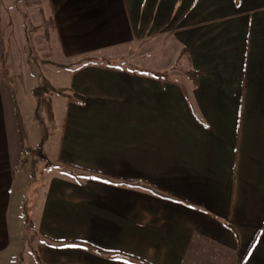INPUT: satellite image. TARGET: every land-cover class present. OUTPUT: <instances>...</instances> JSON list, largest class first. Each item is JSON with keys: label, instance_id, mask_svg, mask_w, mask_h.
<instances>
[{"label": "crops", "instance_id": "0c3cea01", "mask_svg": "<svg viewBox=\"0 0 264 264\" xmlns=\"http://www.w3.org/2000/svg\"><path fill=\"white\" fill-rule=\"evenodd\" d=\"M36 6L45 39L72 65L69 98L46 146L34 88L26 125L0 68V257L13 225L31 223L41 264H264V0ZM163 45L183 68L97 61L140 47L161 57ZM3 46L0 23V65ZM40 144L44 161L66 168L49 162L45 185H16ZM68 171L79 179H61Z\"/></svg>", "mask_w": 264, "mask_h": 264}, {"label": "rangeland", "instance_id": "374dc122", "mask_svg": "<svg viewBox=\"0 0 264 264\" xmlns=\"http://www.w3.org/2000/svg\"><path fill=\"white\" fill-rule=\"evenodd\" d=\"M5 1H7V3H4ZM39 1L41 3V0H4V2H1L4 3L2 6H4L7 12L3 14L4 20H2L3 17L0 16L4 43V60L0 68L1 70L7 69L9 73L8 82L12 91L17 94V99L22 110L21 114L25 116L26 125L30 123V116L28 117L27 111L30 110L31 107L34 108L36 104L35 98L31 93V88L38 89L44 87V90H38L43 121L40 127L41 137L39 142L47 140L46 146H51L54 139L58 138L56 135H58L60 130L58 126H54L52 120L57 118V124L62 120L63 99L66 100L69 97L65 96V98L61 99L60 96H62V93L68 94V76L69 73H71L70 68L72 65L66 63L67 61L64 60V58L62 59L53 41L52 44H50L45 39L46 34H44L43 31L45 26L42 16L38 12V7L36 6ZM52 46L54 48H51ZM162 47L163 56L161 57L158 55L157 57L155 55L154 57H148L146 51L148 52L153 48L150 47L147 49L146 47H140L135 53H132L129 49L120 51L119 56L122 61L116 63H110L108 61L109 58H105L106 60L103 62L97 61L101 65H106L108 63V66L124 67L129 70L132 68H139V65L144 67L143 70H146L148 66L153 70L167 69L173 64L172 57L169 55L171 49L169 50L165 45ZM137 57L140 58L138 59ZM78 65L79 63L75 64L73 67H77ZM172 68L177 71L183 68V65H179L178 62H175ZM164 76L168 78L171 77V75L168 74ZM51 100H53L55 106ZM61 102L63 105L59 111L57 108L59 107L58 104H61ZM29 132L30 130L27 129L28 134ZM53 135L55 136L51 137ZM28 140L29 143H32L29 137ZM49 162H51L53 166L51 163L49 164ZM54 162L55 161H44L41 151L31 155H23L21 161L18 163L19 166L15 184L17 185V183H19L18 181L23 180V184L32 182L45 185V179L50 178L51 174H55V170L61 171L66 168ZM51 166L55 168V170L48 174V168ZM65 174L66 175H63L61 179L70 181L79 179L76 174L70 171H68V174ZM28 196L27 194L26 197L25 194L21 203L24 208V214H26L25 217L27 222L30 217L25 209V206L29 203ZM34 229V224L31 223H28V225L24 223V226H22V223L13 225L12 239L6 249V253L3 257H0V264H37L36 261H34V255L36 254V244L40 240L37 241ZM88 248L91 249L92 247H87L86 245V250H88ZM102 253L104 254L105 251H101V254ZM101 254L97 253L98 256L104 257V255ZM113 256L115 257L109 256L111 258L108 259L114 261L116 257H122L115 254Z\"/></svg>", "mask_w": 264, "mask_h": 264}, {"label": "trees", "instance_id": "16d2710c", "mask_svg": "<svg viewBox=\"0 0 264 264\" xmlns=\"http://www.w3.org/2000/svg\"><path fill=\"white\" fill-rule=\"evenodd\" d=\"M177 62H178V61H177ZM188 76H192L193 79L195 78V74L192 73L191 71L188 72ZM39 89L44 90V87H40V88H38V89H37V88H36V89H33L34 95L38 98V99H37V101H38V103H37V108L39 107V103H40V97H39V95H38V90H39ZM36 112H37V111H36ZM41 149H42V144L39 145V147L35 150V152H40ZM34 256H35L34 261H36L37 264H41V263H40V260H39V258H38V256H37V254H35Z\"/></svg>", "mask_w": 264, "mask_h": 264}, {"label": "snow or ice", "instance_id": "6c2138e0", "mask_svg": "<svg viewBox=\"0 0 264 264\" xmlns=\"http://www.w3.org/2000/svg\"><path fill=\"white\" fill-rule=\"evenodd\" d=\"M66 247H68V248H76V247H78V245H75V244H69V245H66Z\"/></svg>", "mask_w": 264, "mask_h": 264}]
</instances>
